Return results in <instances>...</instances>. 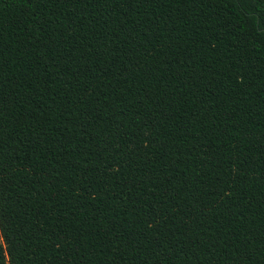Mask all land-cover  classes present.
I'll use <instances>...</instances> for the list:
<instances>
[{
    "label": "trees",
    "instance_id": "16d2710c",
    "mask_svg": "<svg viewBox=\"0 0 264 264\" xmlns=\"http://www.w3.org/2000/svg\"><path fill=\"white\" fill-rule=\"evenodd\" d=\"M0 264H264V0H0Z\"/></svg>",
    "mask_w": 264,
    "mask_h": 264
}]
</instances>
